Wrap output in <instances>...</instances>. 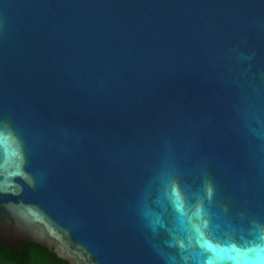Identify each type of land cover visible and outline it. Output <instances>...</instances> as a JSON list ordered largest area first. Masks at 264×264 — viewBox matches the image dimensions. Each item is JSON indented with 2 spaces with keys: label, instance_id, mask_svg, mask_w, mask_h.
<instances>
[{
  "label": "water",
  "instance_id": "1",
  "mask_svg": "<svg viewBox=\"0 0 264 264\" xmlns=\"http://www.w3.org/2000/svg\"><path fill=\"white\" fill-rule=\"evenodd\" d=\"M0 242L264 264V0H0Z\"/></svg>",
  "mask_w": 264,
  "mask_h": 264
},
{
  "label": "trees",
  "instance_id": "2",
  "mask_svg": "<svg viewBox=\"0 0 264 264\" xmlns=\"http://www.w3.org/2000/svg\"><path fill=\"white\" fill-rule=\"evenodd\" d=\"M0 264H68L47 248L24 242L15 249H9L0 242Z\"/></svg>",
  "mask_w": 264,
  "mask_h": 264
},
{
  "label": "snow or ice",
  "instance_id": "3",
  "mask_svg": "<svg viewBox=\"0 0 264 264\" xmlns=\"http://www.w3.org/2000/svg\"><path fill=\"white\" fill-rule=\"evenodd\" d=\"M32 212H33L32 209H23V208H22V209L20 210V215H21V216H24V215H31Z\"/></svg>",
  "mask_w": 264,
  "mask_h": 264
}]
</instances>
